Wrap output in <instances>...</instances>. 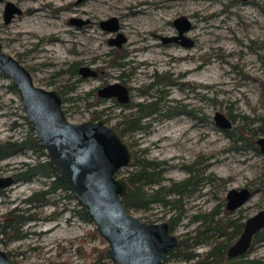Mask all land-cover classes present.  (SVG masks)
Listing matches in <instances>:
<instances>
[{
	"label": "rangeland",
	"instance_id": "rangeland-1",
	"mask_svg": "<svg viewBox=\"0 0 264 264\" xmlns=\"http://www.w3.org/2000/svg\"><path fill=\"white\" fill-rule=\"evenodd\" d=\"M7 1L22 9L8 23L4 19ZM36 3L44 13L30 16ZM150 15H158V21L152 22ZM181 15L192 21L185 32L194 41L192 46L163 39L179 33L174 21ZM112 16L119 24L116 31L101 23ZM39 17L45 20L42 27L33 24ZM73 17L84 23L72 22ZM48 19L64 30L52 28ZM30 21L35 31L21 34L19 29ZM119 32L127 39L122 46L110 41ZM0 38L4 49L31 70L38 85L62 92L64 109L75 122L95 119L94 111H99L107 123L118 124L126 113L136 111V102L150 98L141 94V88L159 79L162 112L146 121V128L125 138L141 157L164 161L163 183L188 177L192 163L199 168V179L183 195L186 211L180 218L173 217L174 206L159 203L146 210L132 209L137 216L153 222L169 220L175 234L203 252L211 242L194 245L202 222L196 215L227 208L230 189L249 186L254 191L233 212L235 217L242 215L245 220L264 208V153L232 140L214 119L218 110L229 118L233 115L232 127L241 125L252 135L264 117V0H4L0 2ZM80 42L90 48L80 52ZM114 49L124 55L123 64L116 63ZM83 66L99 72L83 76L79 71ZM119 80L131 88L128 107L99 95V87ZM12 84L0 69V141L25 137L31 128L20 92ZM261 135L264 131L254 134L255 144ZM36 160L32 149L2 158L0 176L16 177L24 162ZM123 171L120 175L125 176ZM48 183L49 178L41 175L1 188L0 215L26 206L24 198ZM79 203L69 189L58 190L51 202L36 211L38 218L23 226L26 236L10 239L0 233V247L26 264H87L93 247H106L108 242L89 232L96 225L80 216ZM253 257H264V240H257L246 253L245 258ZM193 262L171 258L168 264Z\"/></svg>",
	"mask_w": 264,
	"mask_h": 264
},
{
	"label": "water",
	"instance_id": "water-1",
	"mask_svg": "<svg viewBox=\"0 0 264 264\" xmlns=\"http://www.w3.org/2000/svg\"><path fill=\"white\" fill-rule=\"evenodd\" d=\"M21 11L15 3L8 1L4 11L5 22H10ZM71 21L84 23L77 17L71 18ZM101 23L112 31L119 28L116 16ZM174 23L179 33L164 37V41L192 46L194 41L185 34L192 21L181 15ZM126 40V36L119 32L110 41L122 46ZM0 69L18 87L26 117L35 130L38 142L45 147L51 167L57 170L71 193L87 209L99 233L107 240L106 256L112 264H168L165 256L179 245L180 237L171 230L169 220L148 221L127 207L124 195L129 181L120 173L132 165L134 152L118 124H109L104 119L70 120L63 106L62 92L38 85L31 70L4 49L1 38ZM80 72L84 76L97 74L94 69L84 66ZM99 95L117 97L122 103L129 102L131 98L128 85L120 80L101 86ZM214 119L221 128L233 125L232 119L220 110L216 111ZM257 143L264 153V135L258 137ZM15 181L14 176H0V188H6ZM253 193L249 186L230 189L227 209L235 211L242 207ZM262 228L264 208L245 219L241 234L228 247V255L238 257L248 253L256 233ZM0 264L26 263L15 260L0 247Z\"/></svg>",
	"mask_w": 264,
	"mask_h": 264
},
{
	"label": "trees",
	"instance_id": "trees-1",
	"mask_svg": "<svg viewBox=\"0 0 264 264\" xmlns=\"http://www.w3.org/2000/svg\"><path fill=\"white\" fill-rule=\"evenodd\" d=\"M112 52L115 53L116 63L123 64L121 59L124 55L118 54L115 52V49ZM73 71L76 73L78 71V66H75ZM158 81L159 79H155V81L144 85V87L141 88V93L150 97L148 101H138L136 103V111L126 113L122 119H120L118 126L124 136L142 128H146L148 126L146 121L162 112L163 104L161 101L163 100V96L160 94L161 89ZM12 86L19 92L15 84H12ZM70 88L73 89L75 86L71 85ZM63 97L65 100L66 97L64 95ZM128 106H130L129 103L125 105V107ZM171 113L172 112H168L166 114L170 115ZM231 116L232 119L235 118V116ZM261 120V124L252 132V135L246 134L241 125L223 128V130L235 142L241 141L244 144L253 145L257 149H260L259 146L255 144L254 134H257L259 131H264V117H262ZM26 149H32L37 155V160L35 162H24L22 167H20L19 171L15 174V179L19 181L31 180L36 176L42 175L49 178V183L48 187L36 190L25 197L24 204H26V206H15L9 209L5 214L0 215V233L8 236L10 239H20L26 236L27 232L24 231L23 226L27 222L38 218L36 211L46 203L51 202V196L55 195L58 190L68 189L66 182L59 176L57 170L51 167L48 161L49 155L45 147L38 142L35 130L32 126L30 132L25 137L0 141V160ZM132 165H134L133 169L127 167L123 169L124 171L122 170L123 172H127L125 177L129 181L128 191L124 195L127 207L130 210H146L154 203L165 206L170 205L177 209L173 217L180 218L186 211L184 204L181 202L183 195L190 189V186L199 179V168L195 167V163L188 165L189 170L192 172L188 177L182 180H175L170 184L163 183L164 171L166 168L164 166V161L151 159L146 156L141 157L134 152ZM262 179L264 183V176ZM0 192H2L1 189ZM173 194H175L174 197ZM222 211L223 213L221 214ZM222 211L217 207L210 212L196 215L201 217L202 222L198 228V239L194 242V245L200 243L201 240H205L211 242L210 248L200 252L197 251L192 243H189L188 238H180L179 245L166 254L165 262L169 263L171 258H184L186 260H194L193 264H264V257L245 258L246 254L238 257H230L228 255V247L241 234L245 220L242 219V215L236 217L232 215L234 211H230L226 207H224ZM78 212L83 219L92 221L85 207L82 206ZM170 226L173 231L172 222H170ZM89 232L97 234L103 241L105 240L99 233L97 227ZM209 239H211V241ZM257 240H264V228L256 233L253 244ZM84 241L85 240L82 239V243H84ZM107 248L108 246L93 247V251L91 252L93 255L90 260H88L87 264H112L111 259L106 256Z\"/></svg>",
	"mask_w": 264,
	"mask_h": 264
},
{
	"label": "bare ground",
	"instance_id": "bare-ground-1",
	"mask_svg": "<svg viewBox=\"0 0 264 264\" xmlns=\"http://www.w3.org/2000/svg\"><path fill=\"white\" fill-rule=\"evenodd\" d=\"M54 1V0H53ZM100 1H102V0H100ZM124 1V0H123ZM51 2V1H50ZM65 2V1H64ZM111 3V2H110ZM124 5V4H123ZM35 8H34V10L33 11H31L29 14H30V16H34V15H40V14H43L44 13V8H43V6L40 4V3H36L35 5ZM112 6V5H111ZM121 6V5H120ZM61 7V6H60ZM138 11H141V10H138ZM161 16V15H160ZM36 18V17H35ZM150 18H151V20H152V22L153 21H156L157 19H158V15H150ZM33 20H34V18H33ZM51 19H48V21H50ZM158 21V20H157ZM31 22V23H30ZM29 23L30 24H28V25H26V26H24L23 28H21V29H19V32H21V34H24V35H28V34H31V33H33L35 30V28H33L32 27V21H30ZM43 22H45V20H44V18H38V20H34V25H36V26H40V27H42V26H44V25H42V23ZM51 23L50 24H52V28H55L57 31H63L64 30V28L63 27H61V25H58V24H56L55 22H53V21H50ZM151 22V23H152ZM129 24V23H128ZM132 24V23H131ZM125 25H127V24H125ZM155 26V25H154ZM130 27H131V25H130ZM137 28V27H136ZM50 29V28H49ZM135 29V28H134ZM67 30V29H66ZM139 31V30H138ZM142 31V30H141ZM141 31H139V32H141ZM56 34H55V36L58 38V39H60V40H62V41H65V39H67V38H64L63 37V34H61L60 32H55ZM23 35V36H24ZM56 39V38H55ZM57 39V40H58ZM65 42H67V41H65ZM91 44V43H90ZM53 49H57V48H59V47H52ZM52 48H50L49 50H51ZM87 45L86 44H84V42H80V44H79V46H78V50L80 51V52H84V51H86L87 50ZM90 48V47H89ZM88 48V49H89ZM48 50V51H49ZM59 50H60V48H59ZM94 50V49H93ZM93 54V53H92ZM157 59V58H156ZM157 61V60H156ZM150 62V61H149ZM163 62V61H162ZM163 137V136H162ZM160 139V138H159Z\"/></svg>",
	"mask_w": 264,
	"mask_h": 264
},
{
	"label": "flooded vegetation",
	"instance_id": "flooded-vegetation-1",
	"mask_svg": "<svg viewBox=\"0 0 264 264\" xmlns=\"http://www.w3.org/2000/svg\"><path fill=\"white\" fill-rule=\"evenodd\" d=\"M2 1H4V0H2ZM2 1H0V2H2ZM8 2V1H7ZM6 2V3H7ZM5 8H6V5H5ZM5 11V10H4ZM15 17V16H14ZM13 17V18H14ZM12 18V19H13ZM79 71H80V68H79ZM99 72V71H98ZM98 72H97V74H98ZM83 75V74H82ZM84 76V75H83ZM123 82V81H122ZM129 87V86H128ZM100 88V87H99ZM99 88H98V91H99ZM129 89H130V95H131V88L129 87ZM142 94V93H141ZM143 95V94H142ZM103 97V96H102ZM107 98V97H106ZM109 98H115V102H116V104H119V105H121V106H123V107H125V105L127 104V103H129V104H131V98H130V100H129V102H126V103H122V102H120L118 99H117V97H109ZM137 103V102H136ZM136 103H135V107L137 108V106H136ZM130 112H132V111H130ZM99 111H94V117H95V119H103V118H101L100 116H99ZM1 189V188H0ZM254 239H255V237H254Z\"/></svg>",
	"mask_w": 264,
	"mask_h": 264
}]
</instances>
